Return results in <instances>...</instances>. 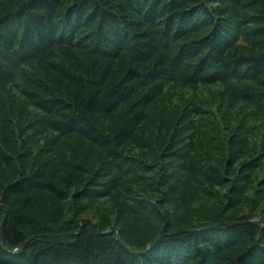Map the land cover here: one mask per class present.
<instances>
[{"label": "trees", "instance_id": "16d2710c", "mask_svg": "<svg viewBox=\"0 0 264 264\" xmlns=\"http://www.w3.org/2000/svg\"><path fill=\"white\" fill-rule=\"evenodd\" d=\"M169 82L264 119V0H0V264H264V140Z\"/></svg>", "mask_w": 264, "mask_h": 264}, {"label": "rangeland", "instance_id": "374dc122", "mask_svg": "<svg viewBox=\"0 0 264 264\" xmlns=\"http://www.w3.org/2000/svg\"><path fill=\"white\" fill-rule=\"evenodd\" d=\"M238 44H241L244 48L248 47L245 38H240ZM16 82L21 84L18 79ZM164 100L167 106H182L190 102L191 105H200L205 107L206 110L202 115L204 121H208L210 119L217 120V115L223 114L230 118L229 125L233 126L242 117L244 123L252 124L251 135L247 136L246 141L245 151L248 153L259 150L260 143L264 140V119H251L249 114L250 108L245 106L242 102L236 100L235 96H233L228 89L217 82L200 84L194 87L181 86L179 84L169 82L163 86L162 97L154 100L152 106L150 107V111L157 109L158 107L162 109L163 107L161 108L160 104ZM164 108L168 109V107ZM166 109H163L161 114L163 111L169 114L170 111ZM213 112H216L217 115L215 116ZM205 123L208 124V122ZM209 138V132L206 129L198 128L196 130L194 139L196 140V146L200 152H205L208 145L211 144V142H209ZM59 154L63 156V160L69 159L68 154L58 152V155ZM259 155L261 157L259 158V165L256 170L257 176H261L262 173H264V150ZM244 157H248V155H244L243 158ZM88 215H90L89 212L84 214L85 217H89ZM256 217L260 219L259 215H256Z\"/></svg>", "mask_w": 264, "mask_h": 264}, {"label": "water", "instance_id": "95a60500", "mask_svg": "<svg viewBox=\"0 0 264 264\" xmlns=\"http://www.w3.org/2000/svg\"><path fill=\"white\" fill-rule=\"evenodd\" d=\"M252 220H258V218L256 216L250 218L248 221H252ZM263 223V222H262ZM3 221L0 222V240L2 241L3 240ZM99 232H115L116 233V238L119 237V232L117 229H111V230H101V229H98ZM175 232H179V231H175ZM59 233H51V234H47V235H58ZM33 235H31L29 238H32Z\"/></svg>", "mask_w": 264, "mask_h": 264}]
</instances>
